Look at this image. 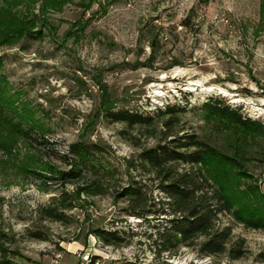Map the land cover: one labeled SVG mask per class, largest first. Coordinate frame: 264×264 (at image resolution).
<instances>
[{
  "label": "rangeland",
  "instance_id": "1",
  "mask_svg": "<svg viewBox=\"0 0 264 264\" xmlns=\"http://www.w3.org/2000/svg\"><path fill=\"white\" fill-rule=\"evenodd\" d=\"M79 3L48 12L43 38L0 48V104L49 141L37 149L0 125V257L2 247L19 263L86 264L78 254L94 250L97 264H264V230L227 214L218 226L246 241L243 259L201 256L202 238L163 251L172 209L160 190L164 176L141 155L174 138L164 142L163 124L172 117L158 118L154 129H130L103 115L109 106L144 116L180 106L174 134L196 135L215 150L206 177L234 209H264V130L248 133L203 110L222 99L264 128V0H96L87 11ZM81 141L100 146V173L63 186L58 174L68 167L60 158ZM169 166L180 173L191 167ZM93 180L105 186L103 195H81L62 223L41 217L54 197ZM129 186L142 194L137 208L119 198ZM97 229L127 242L108 246Z\"/></svg>",
  "mask_w": 264,
  "mask_h": 264
},
{
  "label": "trees",
  "instance_id": "2",
  "mask_svg": "<svg viewBox=\"0 0 264 264\" xmlns=\"http://www.w3.org/2000/svg\"><path fill=\"white\" fill-rule=\"evenodd\" d=\"M69 0H0V48L17 45L22 39L31 37L41 39L44 37L48 26L46 14L50 11H59ZM96 0H80L78 6L85 11L89 10ZM38 7V9H37ZM183 26L189 27L188 20ZM154 52L155 42H150ZM203 110L212 117L229 125L244 130L248 133L258 134L264 130L258 121L246 118L241 108H233L222 99L207 102ZM184 112L180 106L167 105L165 109H158L156 116L134 114L126 110H116L109 106L104 111V118L111 122L123 123L130 129L136 127H155L158 118L171 116L172 119L164 122V142L171 139L167 144L144 152L141 159L150 167L162 174L163 180L160 190L169 199L173 218L165 233L161 236L160 246L163 251L184 245L191 247L202 238L199 243L201 256L213 257L228 254L233 261L243 259L248 253L244 239L234 240L232 228L226 226L220 228L218 223L221 215H232L238 223L254 230H264V209H255L247 212L242 209H234L232 200L220 187L214 185L203 173L209 160L215 157V150L203 143L196 135L179 136L174 134V116ZM0 125L7 132L14 134L37 149L46 147L48 144L45 131L28 126L22 122L12 110L0 104ZM100 146L77 142L69 145L68 150L61 156V160L68 170L58 174V181L66 186L75 185L84 179L90 172L98 171V155ZM184 164L191 166L184 172L172 169L170 164ZM39 180L54 181L53 176H45L34 173ZM105 193V186L100 180H93L76 185L72 194L62 192L60 196L52 199V205L40 210V215L45 220L64 222L67 219L64 210L74 208V200L81 195L88 197L100 196ZM129 198L135 207L143 204L142 194L138 188L129 186L119 194V198ZM94 235L108 246H121L126 239L119 236V232H109L97 229ZM42 239L40 236H35ZM0 264H41L40 262L27 260L19 263L8 257L1 247ZM15 257V255H14ZM19 257V256H16ZM264 260V255L260 256ZM23 259V257L20 256ZM97 257H93L89 264H97ZM110 264H142L140 262H113Z\"/></svg>",
  "mask_w": 264,
  "mask_h": 264
},
{
  "label": "built area",
  "instance_id": "3",
  "mask_svg": "<svg viewBox=\"0 0 264 264\" xmlns=\"http://www.w3.org/2000/svg\"><path fill=\"white\" fill-rule=\"evenodd\" d=\"M94 255H96L94 250H89L84 253L80 252L78 254V257L82 260L83 263L89 264L92 261Z\"/></svg>",
  "mask_w": 264,
  "mask_h": 264
},
{
  "label": "bare ground",
  "instance_id": "4",
  "mask_svg": "<svg viewBox=\"0 0 264 264\" xmlns=\"http://www.w3.org/2000/svg\"><path fill=\"white\" fill-rule=\"evenodd\" d=\"M211 91H213V90H211Z\"/></svg>",
  "mask_w": 264,
  "mask_h": 264
}]
</instances>
